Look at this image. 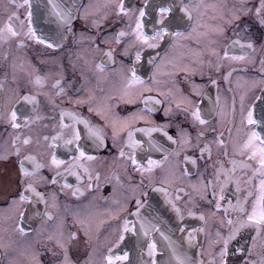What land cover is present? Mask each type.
Returning a JSON list of instances; mask_svg holds the SVG:
<instances>
[{
    "label": "flooded vegetation",
    "instance_id": "obj_1",
    "mask_svg": "<svg viewBox=\"0 0 264 264\" xmlns=\"http://www.w3.org/2000/svg\"><path fill=\"white\" fill-rule=\"evenodd\" d=\"M32 2L33 27L57 47L49 48L23 34L0 41V264H58L62 252L56 239L61 232L65 241L76 233V239L68 241L72 264H101L110 247L116 255L129 253L128 261L117 264H152L153 260L156 264H176V256L195 264H219L223 238L238 227L240 219H245L229 209L228 218L233 220L230 225L223 209L229 201L236 204L247 198L245 206L250 211L254 196L249 197L248 193H255L253 185L258 184V178L248 182L252 168H242L240 162L253 168L258 165L239 155L237 148L252 130L264 135V125L249 126L246 121L241 124L240 110L243 95L245 115L252 108L254 118L264 120V25L260 23L264 9L261 16L256 15L261 0H124L126 8L133 10L147 4L143 18L147 35L154 34V26L160 27L158 6L172 7L165 26L170 32H183L187 38L176 41L167 35L156 42L157 48L134 43L131 32L135 18L118 16L111 6L119 0H72L76 11L70 31L51 14L47 0ZM57 2L68 4V0ZM185 4L201 5L198 12L193 9L192 21L181 11ZM14 10L12 0H0V24ZM234 14L239 19H233ZM19 15L26 32V9L21 8ZM134 15L138 16V12ZM197 21L200 26L193 32ZM121 31L125 35L117 43ZM233 41L239 43L234 45ZM249 43L253 49L246 48ZM225 48L229 56H240L245 51L248 56L244 60L224 59ZM212 49L219 53V60L211 54ZM137 51L141 55L139 61H135ZM108 52L112 53L111 59ZM101 63L105 65L103 72L96 67ZM133 67L145 84L127 95L125 77ZM37 78L40 84L36 83ZM145 87L152 90L144 91ZM25 96L36 98L35 109L23 99ZM147 96L153 97L148 103L154 111L146 110ZM155 100L161 103L156 104ZM197 108L207 121L204 125L191 115ZM14 110L21 125L16 129L10 122ZM62 111L88 121L90 127L103 134L104 144L98 146L83 123L75 124L65 116L66 124H75L79 129V143L86 153L84 158L74 160L79 153L75 144H64L72 130L61 129ZM133 114L144 119L133 120ZM26 116L30 118L27 123ZM129 128L163 129L150 136L135 132V137L143 141L136 149L137 159L146 166L151 157L164 161L163 166L143 175L135 169L128 160L132 152L126 148ZM60 131L63 139L53 141L52 137ZM164 132L176 142L168 140ZM218 138L224 143L220 144ZM25 139L28 144H24ZM122 147L124 157L120 156ZM53 154L64 163L53 165ZM232 160L237 161L235 171ZM21 163L29 173L37 164L40 167L34 175L24 177ZM221 167L230 177L227 183L223 172L217 181ZM29 183L43 199L27 192L31 202L22 205L25 217L21 222L12 202L18 200ZM77 189L80 191L73 196ZM220 196L224 199L217 211L215 205ZM137 199L142 204L139 218L134 215ZM173 205L180 209L179 213ZM125 219L131 222L129 228L136 231L124 233L125 239L113 247ZM142 222L148 229L146 236L140 228ZM18 224L25 234L16 230ZM49 236L53 238L50 240ZM254 236V226L240 229L229 242L226 264H261L264 236L257 237L253 247ZM153 242L156 252L149 256L148 245Z\"/></svg>",
    "mask_w": 264,
    "mask_h": 264
},
{
    "label": "snow or ice",
    "instance_id": "obj_2",
    "mask_svg": "<svg viewBox=\"0 0 264 264\" xmlns=\"http://www.w3.org/2000/svg\"><path fill=\"white\" fill-rule=\"evenodd\" d=\"M12 2H13V6H14L15 10L12 11L7 16V19L4 20L2 22V24H0V41H7V40H10L12 38L18 37L21 34H23L26 37H28L29 39L36 40L40 44H46L47 47H49V48L57 47L56 44L49 42L48 40H46L42 36H39L36 32V29L33 27L34 5H33L32 0H22V3H16L15 0H12ZM47 4L50 5L51 14L55 15L61 24L69 26L68 30L70 31L71 30L70 25H71V22L73 20V12L76 11V7H75L74 2H72V0H68V4L65 6H62L60 3L57 2V0H47ZM111 6L113 8H115L116 14L118 16L123 14L125 16H128L130 20L135 18L136 24H135V28L132 29L131 34L134 37V43L139 44L141 47L146 46L148 48H157L159 45L156 42L163 40L165 38V36H167V35L174 36L176 38V41L187 38V37H185V34L183 32H180V31L170 32V30L165 26L166 22H167V18L169 17V14L173 10L172 7H170V6L169 7L158 6L159 19L157 20V24H159L160 27L156 28L154 26V28H153L154 34L153 35H147V34H145V31H144L145 25L143 22V18L146 15L145 9L147 7V4H145V7H140L139 9L133 10V9L126 8L124 0H119L118 4H113ZM200 7H201V5L190 6L188 4H185L184 7L181 9V11L184 13V17H186L187 20L192 21L194 19L193 9L195 8L198 12V9ZM203 7L206 8L208 6L203 5ZM212 7H215V6L213 5ZM21 8L26 9V16H25V19L27 21V31L26 32L23 31L24 20H21L20 15H19V10ZM262 9H264V0H261L260 7H258L256 9V15L257 16H261ZM135 12H138V16L134 15ZM184 17H181L180 19L183 20ZM233 19H239V16L234 14ZM229 22H231V21H229ZM260 23L262 25H264V16H261ZM199 26H200L199 21H197V23L193 26L192 31L195 32ZM220 31L222 32L223 29H220ZM124 35H125V33L121 31L117 35L116 42L119 43L120 37H122ZM190 35H191V33H189V36ZM238 43H239V41H233L234 45L238 44ZM241 48L243 49V48H245V46L241 45ZM246 48L247 49H253V45L251 43H249V44H247ZM211 54L217 56L218 60L220 59L219 53H217L215 51V49L211 50ZM107 56L109 57V59H111L112 53L108 52ZM247 56H248L247 51H245V53L243 55H240V56H229L228 55V49L225 48L223 58L229 59V60H244V59H246ZM140 59H141L140 52L137 51L135 54V61H139ZM149 62L151 63L152 61L150 60ZM262 63H264V61H262ZM96 67L100 72H103L105 70V65L103 63L98 64ZM185 70H187V69H185ZM40 82H41L40 78H37L36 83L40 84ZM213 83H215V81H213ZM144 84H145L144 80H142L141 77L137 75L136 69H135V67H133L131 69L130 75L125 77V93L127 95H130L131 94L130 90H132L136 86H143ZM54 87H55V85H54ZM143 90L150 92L152 89L145 87ZM257 98L259 99V97H257ZM23 99L32 103L33 107L35 109L36 98L34 96H25V97H23ZM244 99H245V97L242 95L240 97L241 124L243 125L246 121L247 125H249V126L264 125V120L258 121L257 119L254 118L252 108L247 109V113L245 115ZM144 100H145L146 110L149 112L154 111L155 109L153 107H151L150 104L148 103L149 101L153 100V97L147 96L144 98ZM77 102L80 103V101H77ZM128 102L131 103L132 101L129 100ZM155 103L160 104L161 101L155 100ZM91 110L92 109L90 108L89 111H91ZM166 114H167V110H166ZM191 115L194 118V120L198 121L201 125H204L207 123V121L204 118H202L199 108H197L195 111H193L191 113ZM65 116L70 117L75 122V124L83 123L85 128L88 131L89 137H94L95 142H98V146H102L104 144L103 134L98 129L90 127L88 124V121L81 120L74 113L62 111L61 115H60V127H61V129L71 128V130H72L71 137L69 139H64V144L65 145L75 144V151L79 153V156H74V160L78 161L81 158H84L86 156V153L79 143V141L81 140V133H80L79 129H77L75 127V124H73V125L66 124L64 122ZM29 119L30 118L26 116L25 117V123H27ZM143 119H144L143 116H137V115L133 114V120H143ZM17 121H18L17 111L14 110L11 112V115H10L11 126L14 129L19 128L21 126ZM121 131H123V129H121ZM156 131H163V129L162 128H135L133 130V129L129 128V130L127 131L126 148L132 152V155H130L128 157V160L135 167V169L141 173V175H143L146 172L151 173L154 170V168L157 166H163L164 161L153 160V159H151V157H148L147 165L145 166L144 164H142L137 159L136 149L142 146L143 141L140 139H137L135 137V132H142V133L148 134L150 136L151 133L156 132ZM116 135H117V133L114 131L113 137L115 138ZM164 135L167 136V139L172 141L173 143L176 142L173 140L172 136L168 135L167 132H164ZM201 135H203V133H201ZM223 135H224V133L221 132L220 137H223ZM63 137H64V133H63V131H60V132H57L56 135L52 137V140L58 141L60 139H63ZM44 139L47 140L48 137H45ZM218 142L220 144L224 143L223 139H219V138H218ZM28 143H29V141L27 139H25L24 144H28ZM149 143H151V140L149 141ZM206 148H207V146H206ZM206 148L201 149V152L203 153V151H205ZM18 151L19 150H17V152ZM237 151H238L239 155L246 157L247 160L253 161V162H255L256 165H258L257 167L253 168L251 164L244 163L243 161L240 162V166L242 168H252V175H251V177H249L248 182L251 184L254 180H256L258 178V184L253 185V187L255 188V193H253L252 191H250L248 193L249 197L254 196V199L252 200V203H251L250 211L245 206L247 204V198H245V201H243V202H241L240 200H237L236 204H232L231 201H229L228 207L223 209L225 218L228 219V224H230V225L233 224V220L228 218L229 217V209H231L232 212L240 213L243 217H245V219H240L238 221V227L233 229L227 237L223 238V245L219 250V257H220L219 264H226V261L224 258L228 254L229 242L232 239H235V237L239 233L240 229H243V228L248 227V226H254L256 236L253 237V247H255V242H256L257 237L264 236V135H262L260 132L252 130L250 133L247 134L246 140H244V142L238 146ZM120 156L121 157L125 156V147H122L120 149ZM29 159H31V157H29ZM87 159L91 160V159H93V157L87 156ZM185 159H188V158L186 157ZM165 160H167V157H165ZM194 162L195 161H193V163ZM51 163L53 165L59 166L60 164L64 163V161L57 159L55 154H53ZM231 163L233 165L232 171H235L237 161L232 160ZM73 166H76V165H73ZM39 167H40V165L37 164L35 166V169H38ZM35 169L33 170L32 173H29L28 170L23 167V163H21L20 171L22 173V176H24V177L34 175ZM85 171L87 172L88 170L85 168ZM220 172L224 173L225 183H227V181H228V179H230V177L228 176L227 171L223 169V167H221V169L218 170L217 181H219V178H220L219 173ZM77 178L79 179L78 174H77ZM91 179H92V177H91V175H89V180H91ZM96 179L97 180L99 179L98 175H97ZM21 183H24L23 179L21 180ZM53 183H55V178H53ZM209 183H211V182H209ZM237 184H239L238 181H237ZM65 187H71V185L65 184ZM88 187L91 188L92 185L89 184ZM222 188H223V186H222ZM29 191L33 192L36 196L43 199L42 194L39 192H36L35 189L33 188L32 184H30V183L27 184L25 191H22L19 193L18 200H13V202H12V205L16 206V208H17V214L20 217L21 222L24 220V217H25V211L23 210L22 205L24 204L25 201L31 202V197L29 195H27V192H29ZM79 191H80L79 189L73 191V193H72L73 196H76ZM157 191H164V189H157ZM213 196H215V191H213ZM223 199H224V197L220 196V198L218 200H216L215 207H216L217 211H219L221 209L222 205H221L220 201ZM209 203H211V201H209ZM136 204L138 207H137V212L134 213V215H136L139 218V208L142 207V204H141V201L139 199H137ZM173 207L175 208V211L177 213L180 212V209L176 208L175 205H173ZM46 215L48 216V219H52L50 214H46ZM203 218H204L203 216L200 217V219H203ZM130 223H131L130 221L125 219V221L123 223L122 231L119 234V240L117 241V245H114L113 247L118 246L119 242L123 241L125 239L124 233H127L129 231H133V232L136 231L134 227L131 229L129 228ZM140 228L143 230L145 236L148 235V229L145 227V224L143 222L141 223ZM16 230L22 235L25 234V229L19 224L16 226ZM181 231H183V229H181ZM194 231H197V230L194 229ZM85 235H88L87 231H85ZM217 236L218 237L220 236L219 232L217 233ZM52 238L53 237H51V236L48 237V239H50V240ZM165 238L167 239V237H165ZM75 239H76V233H72L69 236L68 241L75 240ZM191 239H193V237L190 234L189 235V241H191ZM68 241H65L63 239V233L62 232L60 233V236L56 239V246L62 252V260L58 261V264H72V261L69 257V254H68V251H69L68 250ZM217 242L219 243V241H217ZM148 249H149V256H153L156 252L155 242L149 244ZM249 252L251 253V249H249ZM53 255H57V253H53ZM173 255L175 256V252L173 253ZM33 260H35V257H33ZM128 260H129V253L127 251L123 252L122 255H116L113 253V249L110 247L108 249V254L106 256H103L101 264H117L118 261H128ZM88 264H91V261H89ZM141 264H144V262H141ZM152 264H156V261L153 260ZM176 264H195V262L189 261L188 258H186V257L181 258L180 256H176ZM201 264H202V262H201ZM252 264H255V262H252ZM261 264H264V259L261 260Z\"/></svg>",
    "mask_w": 264,
    "mask_h": 264
}]
</instances>
